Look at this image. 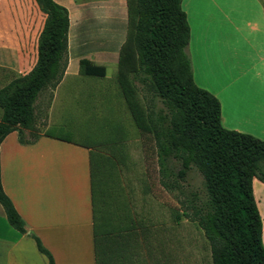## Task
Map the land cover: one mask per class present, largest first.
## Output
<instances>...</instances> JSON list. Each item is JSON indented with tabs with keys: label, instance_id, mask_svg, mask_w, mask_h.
<instances>
[{
	"label": "crops",
	"instance_id": "obj_1",
	"mask_svg": "<svg viewBox=\"0 0 264 264\" xmlns=\"http://www.w3.org/2000/svg\"><path fill=\"white\" fill-rule=\"evenodd\" d=\"M54 1L68 11L66 67L57 85L42 90L35 102L39 136L20 143L11 131L0 142L1 185L26 228L14 229L0 204V264H47L29 233L55 264H137L146 228L130 221L120 184L127 169V106L115 76L103 81L106 74L79 72L82 58L117 64L123 40L118 38L113 53L100 44V2ZM181 7L194 82L218 99L223 127L264 140V0H182ZM105 10L125 21L126 32V1L108 0ZM44 18L35 0H0V69L11 77L33 67ZM71 118L81 123L69 127ZM66 130L70 135L61 133ZM77 131L80 137H72ZM252 191L264 245V183L254 177Z\"/></svg>",
	"mask_w": 264,
	"mask_h": 264
},
{
	"label": "trees",
	"instance_id": "obj_2",
	"mask_svg": "<svg viewBox=\"0 0 264 264\" xmlns=\"http://www.w3.org/2000/svg\"><path fill=\"white\" fill-rule=\"evenodd\" d=\"M125 1L126 32L115 79L141 135L148 177L147 161L153 154L162 176L159 183L166 190L178 187L176 179H164L172 175L171 159L179 163L178 179L195 167L203 178L205 199L197 201L193 194V199L182 203L181 215L202 231L211 264H264L262 219L252 191L254 177L264 183V140L223 127L218 99L194 82L185 51L189 25L182 0ZM35 2L45 14L37 57L27 73L14 74L0 86V142L11 131H17L20 143H31L39 136L35 102L42 90L57 85L65 71L68 11L54 0ZM79 72L102 77L106 68L82 58ZM137 83L163 108L155 110L151 97L143 95ZM0 204L8 223L25 233V222L1 179ZM28 235L47 257V264H55L39 238Z\"/></svg>",
	"mask_w": 264,
	"mask_h": 264
},
{
	"label": "rangeland",
	"instance_id": "obj_3",
	"mask_svg": "<svg viewBox=\"0 0 264 264\" xmlns=\"http://www.w3.org/2000/svg\"><path fill=\"white\" fill-rule=\"evenodd\" d=\"M71 1L80 3L82 0ZM95 1L101 3L100 14L96 20L97 24L95 27L102 37L100 44L106 45L108 52L113 53L118 43V38L122 37L120 38L121 40L125 38V32L122 30L125 27V21L121 20V18L114 20L108 17L105 12L108 0ZM40 21L41 18L36 19V23L30 30L32 35L36 34ZM111 34L116 35L115 38H112L114 36L111 37ZM102 65L106 68V76L102 80H113L116 72V62L105 61ZM199 75L200 79H202V72ZM10 77L11 73L0 69V86L5 84ZM137 86L140 92L148 99L151 97L155 110L163 108V104L157 97L148 94L139 83H137ZM49 94L50 89H47L46 93L40 98V122L44 116ZM73 122L80 124L81 120L79 118H71L66 123L70 127ZM125 128L127 129V169L120 176L122 197L127 200V214L131 219L130 221L136 222L139 226H143L144 229L146 228V233L142 235L144 243L139 249L138 258L136 257L137 264H211L208 245L202 231L195 223L181 215L182 203H187V201L193 199V194H196L195 199L197 201L205 199V188L201 174L192 166L183 180L178 179L176 178V172L179 168V163L171 159L169 161V170L172 175L168 178L164 177V179H176L178 187L172 190L164 189L159 183V179L162 176L158 171V164L154 154L147 161L150 174V177H148L141 135L133 125L128 108ZM69 132L70 130L61 131L65 135H70ZM76 133L74 132L72 137L79 138L78 131ZM24 136L28 137L27 131L24 132ZM149 182L154 185L152 189L160 196L159 198L151 191ZM122 202L123 200L120 203L122 204ZM176 215H179L178 220L175 219Z\"/></svg>",
	"mask_w": 264,
	"mask_h": 264
},
{
	"label": "bare ground",
	"instance_id": "obj_4",
	"mask_svg": "<svg viewBox=\"0 0 264 264\" xmlns=\"http://www.w3.org/2000/svg\"><path fill=\"white\" fill-rule=\"evenodd\" d=\"M118 111V110H117Z\"/></svg>",
	"mask_w": 264,
	"mask_h": 264
}]
</instances>
